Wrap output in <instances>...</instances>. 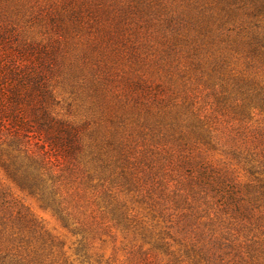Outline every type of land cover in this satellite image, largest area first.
<instances>
[{
	"label": "trees",
	"instance_id": "obj_1",
	"mask_svg": "<svg viewBox=\"0 0 264 264\" xmlns=\"http://www.w3.org/2000/svg\"><path fill=\"white\" fill-rule=\"evenodd\" d=\"M212 1L208 13L196 18L197 29L205 32L198 40L205 44L200 48L211 47L213 25L223 23L229 2H239V8L252 11L264 3ZM131 2L129 13L145 20L139 11L145 10L144 0ZM176 12H167L165 27L177 20ZM242 29L236 38L243 31L255 33V37H241L242 50H235L244 58L245 69L226 71L230 53L214 54L211 61L197 59L192 65L197 69L195 79L213 86L217 104H208L196 85L189 86L192 91L184 83L173 91L168 88L171 92L166 96H149L148 84H152L138 76L130 82L133 92L120 94L119 105L137 111L113 120L118 125L129 120L131 125L129 133L123 131L130 137L117 136V125L113 132L118 160L122 164L130 159L132 163L146 158L153 161L147 147L129 156L121 141H152L157 134L160 139L154 143L166 153L158 163L174 178L171 182L162 177L157 183L165 194L119 195L106 192L103 183L92 182L96 177L88 172L86 160L80 166V153L95 159L93 145L82 135L86 125L53 115L52 92L36 62L14 66L15 56L7 60L2 54L1 47L11 40V33L0 24V169L10 183L35 198L75 237V246L67 254L64 242L0 192V264H264V129L248 125L254 110L264 121V82L257 72L264 70V64L254 68L256 62L264 63V27ZM195 41L192 37L191 44ZM245 43L249 48H243ZM225 55L227 62H219ZM183 56L191 59L188 52ZM167 81L162 88L175 83L171 78ZM237 94L239 105L229 106L227 100L236 101ZM225 105L243 125L232 128L229 135L219 131L214 121L215 113ZM129 172L122 167L114 182L138 186V178ZM239 172L245 181H240ZM80 186L83 194H78ZM69 188L71 194H65Z\"/></svg>",
	"mask_w": 264,
	"mask_h": 264
},
{
	"label": "rangeland",
	"instance_id": "obj_2",
	"mask_svg": "<svg viewBox=\"0 0 264 264\" xmlns=\"http://www.w3.org/2000/svg\"><path fill=\"white\" fill-rule=\"evenodd\" d=\"M211 1L144 0L148 6L144 4L145 10L139 11H142L141 16L145 20H138L134 19L135 14L129 13V6H133L131 0H0V24L10 28L9 32L12 34L9 35L11 40L1 47L2 54L7 60L10 56H15L12 58L14 66H29L36 62L37 69L42 72L47 87L52 92L50 108L53 115L86 125V132L82 133L84 140L91 143L100 156L93 152L95 159L91 161L90 155L83 157L80 153V166L82 167V162L86 160L88 172L96 177L92 182L98 183L97 185L103 183L106 192L119 195L165 194L157 183L162 177L173 182V174L163 171L158 163V158L166 153L161 146L154 143L160 139L157 134L153 136L152 141L145 139L146 142L120 140L123 147L129 150V156H134L135 153L137 155L138 151L143 152L147 147L152 153L153 161L150 162L149 158H146L132 163L130 159L122 164L117 158L115 142L112 144L113 132L117 125V136L121 134L122 138L130 137L131 134L124 132L129 133L131 125L129 120L120 125L115 124L113 120L120 115L130 116L132 111H137H128L127 107L119 105L120 94L124 90H131L130 82L135 76L152 84H148L146 94L149 96H166L171 92L169 89H176L184 83L190 90L196 85L195 90L200 91L201 98L208 104L212 102L213 105L217 104L213 86L195 79L197 69L194 70L192 65L197 63V59L211 61L214 54L230 53V67H227L226 71L228 68L235 71L245 69L244 58L235 50H242L238 44L241 37H255V33L246 35V31H243L241 37L236 38L237 33L243 30L242 27H264V3H259L252 11L249 10L250 7L239 8V2L237 5L229 2V5L225 6L228 15L223 23L219 24L217 21L213 25L214 33L211 36L214 41L211 47L200 48L205 44L198 40L205 32L197 29L196 18L202 13H208ZM218 1L224 3L223 0L212 2ZM218 6L221 8V5ZM132 9L135 10V7ZM217 10L218 8L214 13ZM111 12L113 17L110 19ZM167 12H176L177 20L173 21L170 27H165ZM124 15L128 18L123 19ZM211 31L206 33V36H209ZM226 35L229 37V43L225 39ZM192 37L196 40L195 44H191ZM244 45L243 48H249L246 43ZM229 46L231 48L227 49ZM21 47H24L23 51ZM236 47L238 49H235ZM251 47L254 48L255 44ZM186 52L191 59L187 60L186 56H183ZM226 55L219 62H227ZM262 64L264 63L256 62L254 68L263 67ZM251 70L253 71V68ZM257 72L260 73L259 79L264 82V70L258 69ZM169 78L175 80V83L162 88ZM228 80L231 81L230 78ZM156 84H160V87ZM214 89L217 90V86ZM230 91L233 92V89L227 92ZM237 98L236 101L233 98L228 99V105L233 106L236 102L239 105L241 97L238 94ZM50 102L51 100L49 104ZM222 109L223 111L215 113L214 121L219 131L229 135L232 128L242 124L237 114L227 111L230 107L225 105ZM206 111H211L209 105H206ZM256 113L254 110L248 125L251 129H264V121ZM233 115L234 120L230 118ZM122 167L127 172H133L131 176L138 178V186L114 182ZM238 175L240 181L246 180L241 172ZM71 189L63 192L71 194ZM78 191V194H83L81 186ZM0 192L5 194L6 199L15 200L23 210L40 221L47 231L64 242V250L70 254V248L75 246V237L62 228L48 211L42 209L35 198L10 183L1 169Z\"/></svg>",
	"mask_w": 264,
	"mask_h": 264
}]
</instances>
